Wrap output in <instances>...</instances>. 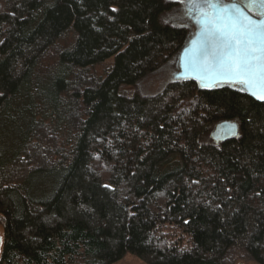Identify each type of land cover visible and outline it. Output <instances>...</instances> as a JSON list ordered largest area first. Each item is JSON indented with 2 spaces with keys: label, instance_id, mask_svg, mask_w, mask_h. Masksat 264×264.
Listing matches in <instances>:
<instances>
[{
  "label": "trees",
  "instance_id": "trees-1",
  "mask_svg": "<svg viewBox=\"0 0 264 264\" xmlns=\"http://www.w3.org/2000/svg\"><path fill=\"white\" fill-rule=\"evenodd\" d=\"M163 10L0 0V264H222L234 249L264 264V104L171 77L123 95L188 37ZM233 121L236 139L202 143Z\"/></svg>",
  "mask_w": 264,
  "mask_h": 264
},
{
  "label": "snow or ice",
  "instance_id": "snow-or-ice-1",
  "mask_svg": "<svg viewBox=\"0 0 264 264\" xmlns=\"http://www.w3.org/2000/svg\"><path fill=\"white\" fill-rule=\"evenodd\" d=\"M182 2L198 29L192 46L185 48L180 57L185 78L196 80L206 89L223 85L238 87L264 102V0H244L243 6L234 0ZM256 5L261 9L259 19L247 14Z\"/></svg>",
  "mask_w": 264,
  "mask_h": 264
},
{
  "label": "rangeland",
  "instance_id": "rangeland-1",
  "mask_svg": "<svg viewBox=\"0 0 264 264\" xmlns=\"http://www.w3.org/2000/svg\"><path fill=\"white\" fill-rule=\"evenodd\" d=\"M164 5V10L160 14L158 19V25L182 28L186 30L189 36L192 33V26L186 18V12L181 11V6L167 3L162 0ZM183 5V4H182ZM54 58V54L47 57V61H51ZM175 59L171 60L166 64L158 73L154 74L148 79L139 82L133 87H129L123 90V95L126 97H153L160 93L164 88L166 83H169L172 72L176 69ZM111 61L105 62L101 65L95 66L89 70V75H94V77L101 78L105 75L106 71L109 69ZM203 144H210L217 146L215 142L208 135L206 140L202 142ZM0 236L2 237V227L0 225ZM115 264H145L136 257L132 255H126L124 259ZM222 264H256L251 261L247 255L241 249H234L230 251L225 257Z\"/></svg>",
  "mask_w": 264,
  "mask_h": 264
},
{
  "label": "water",
  "instance_id": "water-1",
  "mask_svg": "<svg viewBox=\"0 0 264 264\" xmlns=\"http://www.w3.org/2000/svg\"><path fill=\"white\" fill-rule=\"evenodd\" d=\"M224 3H228V2H224ZM183 5L185 9V4L183 3ZM252 11L253 13H247V14L250 15L252 18L259 19L260 11H261L260 6L257 5L253 7ZM186 18L190 22V25L192 26V33L187 37L186 41L184 42L181 49L176 55V59H175L176 70L171 75V83L193 82L197 85L199 91H204V92H212V91L221 90V89H229L241 95H244L257 103L264 104V102L257 101L254 98H252L250 95L241 91L238 87L223 85V86H219V87H215L211 89H206V88H201L199 86V83L196 80L185 78L183 70L180 68V57L184 54L185 48H190L192 46L191 42L195 38V33L198 30L194 24V21L189 18L188 14H186ZM233 124L235 125V128H232ZM209 136L216 143H223L231 139H236L239 136L238 123L236 121L220 123L211 129ZM1 246H2V237L0 236V251H1Z\"/></svg>",
  "mask_w": 264,
  "mask_h": 264
},
{
  "label": "flooded vegetation",
  "instance_id": "flooded-vegetation-1",
  "mask_svg": "<svg viewBox=\"0 0 264 264\" xmlns=\"http://www.w3.org/2000/svg\"><path fill=\"white\" fill-rule=\"evenodd\" d=\"M164 1H166L167 3L171 2L173 4L179 5V6H181V9H182L181 11H185L184 5H182L183 4L182 0H164ZM223 2L229 3V2H233V0H223ZM234 2H236L237 4H239L241 6H243V4H244V0H234ZM250 13H253V11H251Z\"/></svg>",
  "mask_w": 264,
  "mask_h": 264
}]
</instances>
